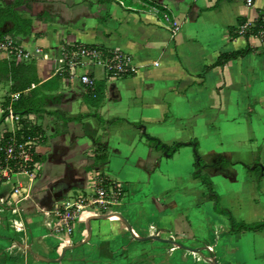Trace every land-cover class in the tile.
<instances>
[{"label":"crops","instance_id":"0c3cea01","mask_svg":"<svg viewBox=\"0 0 264 264\" xmlns=\"http://www.w3.org/2000/svg\"><path fill=\"white\" fill-rule=\"evenodd\" d=\"M16 11L31 20L30 33H9L5 22L0 59L34 65L37 82L21 92L33 110L19 122L40 139L32 171L0 186L21 208L16 223H0V264H264V230H230L193 176L192 148L233 163V180L213 173L210 181L235 221L264 219V173L256 180L244 166L264 172V40L252 32L264 0H23ZM77 44L123 51L135 70L107 78L96 64L64 69V50ZM80 73L103 83L98 104ZM10 83L0 79V136L17 127L6 117L20 95ZM143 134L181 146L166 156ZM102 180L122 190L107 210L91 203ZM80 199L70 228L58 230L54 205Z\"/></svg>","mask_w":264,"mask_h":264},{"label":"built area","instance_id":"2783aa9c","mask_svg":"<svg viewBox=\"0 0 264 264\" xmlns=\"http://www.w3.org/2000/svg\"><path fill=\"white\" fill-rule=\"evenodd\" d=\"M250 6L252 0H245ZM154 11L159 10L153 8ZM162 18L167 27L172 32L179 27L178 22L162 12ZM247 24H242L238 31L244 33ZM263 36V30L259 31ZM4 46L8 51L13 52L17 57L24 56L22 50L5 43ZM85 64L100 65L105 72L107 78H114L127 75L134 72L135 68L131 63L129 56L120 50L106 49L93 44H77L71 49H65L63 55V68L72 71L75 68L82 67ZM79 81L84 87L93 89L95 86V78L88 73H80ZM6 117L17 124V127L10 132L0 136V186L17 173H30L35 164L34 155L36 153L35 146L40 139L39 133H25L23 130L18 114L8 111ZM121 188L113 184L109 180L100 181L95 197L91 203L97 204L101 210H107L111 201L121 194ZM84 199L77 200L72 204L59 203L52 208V213L56 218V226L58 230H68L72 220L77 215ZM86 202V201H85ZM88 202V201H87ZM21 213L19 199H9L0 196V223H16L17 215ZM15 227V226H14Z\"/></svg>","mask_w":264,"mask_h":264},{"label":"trees","instance_id":"16d2710c","mask_svg":"<svg viewBox=\"0 0 264 264\" xmlns=\"http://www.w3.org/2000/svg\"><path fill=\"white\" fill-rule=\"evenodd\" d=\"M23 0H13L10 3H5L3 0H0V35L3 34L1 31L2 26L5 22H11V27L7 29V32L14 34L27 35L30 33L31 20L28 18H22L18 15L16 7L21 5ZM264 14L261 13L258 18L255 20L254 25L252 26V32L257 34L260 30L264 32ZM247 30V29H246ZM245 30V31H246ZM247 34V32H244ZM264 40V34L262 37ZM249 51V48L244 47L239 50H234L231 52H222L218 55L213 65H223L224 63L236 59L240 56H243L246 52ZM0 79L9 80L10 91L12 93L19 92L20 95L17 99L11 102V111L20 116L31 112L33 109L30 105L27 104L26 100L22 98L21 92L31 86L32 83L37 82V78L34 71V65L32 62L22 63L15 62L6 59H0ZM86 88V87H85ZM87 94L91 98L93 104H98L103 97V83L95 82L93 89H88ZM77 120L80 117L76 118ZM23 122V130L25 133H40L37 127L27 128V123L25 120ZM145 141L148 145L161 149L166 156H171L181 144H174L172 148L161 144L157 139L143 134ZM97 144V150H102V156H98L97 159L100 161L105 160V155H103V147L101 148L100 139L95 140ZM193 154H194V178H198L206 187L208 192V197L213 203V209L216 213L224 215L229 223L231 231L241 232V231H261L264 230V219H260L253 222H244V221H235L232 215L219 203V196L213 190L210 174L219 173L230 179H234L235 171L233 169V163L226 156L220 153H208L206 155H199L197 152L196 143L192 144ZM37 161V156L34 155V162ZM245 168L253 172L256 180H258L263 175V170L261 169L259 163H254L252 165H244Z\"/></svg>","mask_w":264,"mask_h":264},{"label":"water","instance_id":"95a60500","mask_svg":"<svg viewBox=\"0 0 264 264\" xmlns=\"http://www.w3.org/2000/svg\"><path fill=\"white\" fill-rule=\"evenodd\" d=\"M152 238H157V237H155V236H151Z\"/></svg>","mask_w":264,"mask_h":264},{"label":"flooded vegetation","instance_id":"af4514ba","mask_svg":"<svg viewBox=\"0 0 264 264\" xmlns=\"http://www.w3.org/2000/svg\"><path fill=\"white\" fill-rule=\"evenodd\" d=\"M5 2V1H4ZM6 3V2H5Z\"/></svg>","mask_w":264,"mask_h":264}]
</instances>
